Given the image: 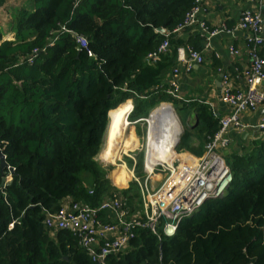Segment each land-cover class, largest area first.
<instances>
[{"label": "trees", "instance_id": "1", "mask_svg": "<svg viewBox=\"0 0 264 264\" xmlns=\"http://www.w3.org/2000/svg\"><path fill=\"white\" fill-rule=\"evenodd\" d=\"M8 1L0 0V7ZM198 4L27 0L13 9L16 40L0 44V150L14 169L13 175L2 172L0 163V264H96L70 232L46 226V216L70 202L98 207L120 193L131 212L140 213L138 182L114 187L97 158L109 116L126 117L130 105H120L127 101L134 107L130 122L148 119L163 103L192 107L163 83L161 61L169 51L154 64L148 56L166 40L157 30L174 35ZM76 35L86 39L92 56ZM196 111L200 124L191 131L214 136L220 118L205 106ZM226 160L233 181L222 198L184 219L173 237L136 229L128 248L104 264H264V139Z\"/></svg>", "mask_w": 264, "mask_h": 264}, {"label": "built area", "instance_id": "2", "mask_svg": "<svg viewBox=\"0 0 264 264\" xmlns=\"http://www.w3.org/2000/svg\"><path fill=\"white\" fill-rule=\"evenodd\" d=\"M199 12L200 7L197 5L188 13L184 24L174 30V33L193 25H199L208 37L226 31H210L200 22ZM238 27L250 33L248 39L250 66L244 71L247 89L244 92L233 91L228 77H224L225 94L222 100L232 109V114L222 118L219 131L208 138L203 158L194 167L180 168L174 162L162 163L155 166L151 172L146 160L145 170L148 177L154 174L157 167H161L166 178L160 190H156L147 184H141L139 179L132 175L140 186L142 214L132 213L126 198L120 193H113L98 207L72 202L55 214H48L46 226L50 230L70 232L78 239L79 245L94 263L104 264L107 258L128 248L131 240L135 238L136 229L151 230L159 237L162 231L165 236L173 237L184 219L199 211L208 200L224 196L233 181L231 170L221 154V149L229 146V139L226 136L228 130L235 129L239 132L254 130L264 139V115L257 124L243 122L240 118L243 113L256 112L264 106V20L259 13L245 11ZM166 34L164 43L156 52L149 54V63L158 62L160 55L169 49L170 34ZM76 40L78 45L92 56L86 39L76 35ZM178 53L179 62L185 66L186 72L192 71L194 63L200 65L204 62L203 56L191 48L180 49ZM230 53L237 56L240 52L230 47ZM38 54V50H35L33 57L28 60L30 64L34 63ZM176 73L177 70H174L175 75ZM168 93L176 99L183 100L179 93V85L175 81L170 84ZM131 159L135 161L134 158ZM9 181L11 177L7 178V182ZM89 193L94 194L93 191Z\"/></svg>", "mask_w": 264, "mask_h": 264}, {"label": "crops", "instance_id": "3", "mask_svg": "<svg viewBox=\"0 0 264 264\" xmlns=\"http://www.w3.org/2000/svg\"><path fill=\"white\" fill-rule=\"evenodd\" d=\"M198 2L200 7V22L209 28L210 31H226L217 34L216 37L213 38V42L208 40L206 34L203 33L199 25L186 27L178 32L173 33L174 35L172 36L171 33H168L170 34L169 40H172V47L171 49L169 47L167 50V52L169 51L168 53L170 54L164 57L161 61V65L164 68L162 71V76L164 77L163 83H166L168 86H170V84L175 81L179 85L180 96L188 103V105L192 106L190 109H185L188 116L187 125L183 126L184 132L182 138L180 142L177 143L178 145L175 149V152L171 155V151L167 156V160H169L171 163L172 161H170V159L173 156H176V159H174L173 162L176 164V166H180V168L194 167L197 162L203 158L206 152L205 147L208 142V139H206L205 135L206 132H203L205 134H198L196 131H191L196 129L200 124L199 120L197 119L196 110L200 106H205L208 113L211 114L214 119L220 118V121L222 118L232 114V109L224 104L222 100L225 94V76L228 77L229 84L233 91L244 92L247 89L244 71L250 66V59L248 55V39L250 38V33L238 27L243 13L245 11L259 13L264 20V0H255L254 2H251L250 0H198ZM25 3H27V0H9L4 6L0 7V44L5 42H14L16 40L15 33L10 29L11 22L13 21V12H15L13 9L16 7L21 8L23 5H25ZM164 35L166 38L167 34L164 33ZM230 47H234L235 49L239 50L240 53L237 56H233L230 53ZM187 48L196 49L204 58V62L202 64L199 65L194 63L193 69L190 72H186L185 66L179 62L178 50ZM174 70H177L176 75L174 74ZM123 105H130V111L126 116L127 118L122 113H113L112 115H121L122 119L126 121L127 125L130 124L128 130H126L127 133L130 134L132 131L134 133V137L132 138V141L129 143V145L127 144V146H124L122 153H124L125 150L130 152L135 148L138 149L139 146L136 143L139 144L141 142L142 134L144 135L145 133L144 128L140 129L137 127L138 122L144 124L142 122L143 120L137 122L129 121V116L134 108L133 102L127 101L120 106ZM153 110L154 109H151V114ZM263 115L264 106L256 112H245L240 116V118L243 122L257 124ZM148 129H150V125H148ZM186 129L188 130L186 131V135L183 139ZM244 132L248 133L246 138H242V134ZM244 132H239L235 129L228 130L226 136L229 139V146L221 149V154L225 160L232 151H239L240 148H242L244 145H248L251 141L262 139L254 130H247ZM210 136L212 135H208L207 137L209 138ZM125 139L126 138H124L123 141ZM148 146L149 144L147 143L146 153L149 152L147 155H150L151 150L148 148ZM171 150H173V148ZM130 156L134 158L136 162L134 160L132 162L131 157L124 156L123 161L126 166L123 170H125L128 175H133L134 173V176L139 179L141 184L142 182L140 178H142L143 174L145 173L146 180L144 184H147L148 187H150L149 183L154 178L152 177L150 181L148 180V175L145 168L143 170V174L138 175V168L136 169L138 162L137 156ZM100 158L105 162L114 161L108 157ZM128 162L133 163L131 169L128 167ZM126 167L127 170L130 171V174L126 170ZM127 174L123 176L128 177ZM157 176L158 178H156ZM165 178L166 177L163 174H155V179L157 180L154 181L163 183ZM129 184V181L126 183H114V185L120 190H122V188H126V186L128 188ZM142 211L143 205L139 214H142Z\"/></svg>", "mask_w": 264, "mask_h": 264}, {"label": "bare ground", "instance_id": "4", "mask_svg": "<svg viewBox=\"0 0 264 264\" xmlns=\"http://www.w3.org/2000/svg\"><path fill=\"white\" fill-rule=\"evenodd\" d=\"M110 123L107 130L106 146L100 154V157H115L120 151L119 138L124 137L125 130H128L130 124L127 126L126 121H124L121 115H110ZM127 118V117H126ZM150 130L148 136V148L152 152V155H147V167L151 172L155 166L160 163H168L167 156L170 154L171 150L179 141V136L181 133V123L175 113V110L169 105H162L157 108L150 118ZM127 139V131H126ZM154 148V149H153ZM135 148L134 150H136ZM155 150H157V158L155 159ZM133 151V150H132ZM127 150L124 151V153ZM149 153V152H148ZM154 156V157H153ZM122 169L125 166L121 167ZM123 176L118 175L116 183L123 182L126 183L131 177L127 174ZM122 184V183H119Z\"/></svg>", "mask_w": 264, "mask_h": 264}, {"label": "rangeland", "instance_id": "5", "mask_svg": "<svg viewBox=\"0 0 264 264\" xmlns=\"http://www.w3.org/2000/svg\"><path fill=\"white\" fill-rule=\"evenodd\" d=\"M4 13V12H3ZM164 104V103H163ZM164 105H169V106H171L174 110H175V113H176V115H177V117H178V119H179V121H180V123H181V133H180V136H179V140H181V138H182V135H183V132H184V129H183V126H186L187 125V116H188V114H187V111L185 110V108L181 105V102H177V101H174V104H171V103H167V104H164ZM162 106V104L160 105V106H158L157 108H159V107H161ZM157 108H155L154 110H153V112L157 109ZM153 112H152V114H153ZM151 114V113H150ZM191 115V114H190ZM110 118V117H109ZM148 118H149V116H148ZM146 121L145 122H143L144 124H142V123H140V122H138L137 123V127H139L140 129L142 128H144L145 129V133H144V135L142 134V138H141V142L138 144V143H136L138 146H139V148L138 149H136V150H133V151H130V152H125V153H122V151H123V148H124V146L126 145L127 146V144L129 145V143H131V141H132V138L134 137V133L131 131V133L130 134H128L127 133V140L125 139L124 141H123V139L124 138H126L125 137V135H126V130H125V133H124V137H121V138H119V146H120V151L118 152V154L115 156V157H108L109 159H111V160H114V161H107V162H105V161H103L101 158H100V154H99V156H98V161L104 166V167H106L108 170H109V174H108V178L110 179V181H111V184L114 186V187H117V186H115L114 185V183H116V179L118 178V175L119 174H121V175H126L127 173L125 172V170H123L121 167L122 166H126V164L124 163V161H123V157L124 156H127V155H133V156H137V160H138V162H137V164H138V175H141V174H143V170H144V168H145V162H146V158H147V154H148V152L146 153V148H147V143H148V136H149V133L151 132V130L150 129H148V125H150V122H151V120L150 119H145ZM148 120V121H147ZM148 122V123H147ZM128 126V125H127ZM183 129V130H182ZM107 130H108V128H107ZM107 130H106V132H105V134H104V139H103V142H104V144H103V147H102V151H103V149H104V147L106 146V144H107V142H106V140H105V138H106V135H107ZM127 141V142H126ZM179 142V141H178ZM176 146H177V144L173 147V151H172V153H171V155L175 152V149H176ZM122 147V148H121ZM154 149V148H153ZM101 151V152H102ZM157 150H155V159L157 158V152H156ZM131 152H132V154H131ZM151 153V155H152V152L154 153V150H152V151H150ZM138 154H140V155H138ZM169 155V154H168ZM122 157V158H121ZM121 159V160H120ZM174 159H176V156H173L171 159H170V161H172L173 162V160ZM126 160V159H125ZM128 161V160H127ZM168 161V163H171V162H169V160H167ZM144 164V165H143ZM160 164H162V163H160ZM158 166V165H157ZM160 168L161 167H157L156 168V170H155V172L157 173V174H159L160 172ZM126 170H127V167H126ZM128 171V173L130 174V171L129 170H127ZM133 173V172H132ZM155 173V174H156ZM112 174H113V176H112ZM160 174H163V175H165V177H166V174L165 173H160ZM133 175H135L134 173H133ZM131 178L130 179H128V180H130L129 182H131L132 180H134V179H132V174L131 175H129ZM128 178V177H127ZM153 178L154 179H152L151 181H150V183H149V186H150V188L151 187H154L156 190H160V186H162V183H158V182H156V181H154V180H157V179H155V176H153ZM156 178H158V176L156 177ZM140 180H141V182H142V184H144L145 183V180H146V174L144 173L143 174V176H142V178H140ZM114 182V183H113ZM124 187V186H123ZM118 188V187H117ZM126 188H127V186H126ZM126 188H122V189H126ZM125 251V250H124Z\"/></svg>", "mask_w": 264, "mask_h": 264}, {"label": "water", "instance_id": "6", "mask_svg": "<svg viewBox=\"0 0 264 264\" xmlns=\"http://www.w3.org/2000/svg\"><path fill=\"white\" fill-rule=\"evenodd\" d=\"M157 32H158V33H163V34H164L166 31H165L163 28H160V29L157 30ZM206 37L208 38L209 41L213 42V38L216 37V36L208 37V36L206 35ZM151 117H152V114L149 115V118H148V119H150ZM143 121H146V120H143ZM147 121H148V120H147ZM247 136H248V133H247V132H244V133L242 134V138H246ZM179 142H180V140H179ZM179 142H178V143H179ZM177 145H178V144H177ZM176 147H177V146H176ZM226 156H227V155H226ZM0 163H1V171H2V172H3V170H5V169H9L11 175L14 174V169L8 166L7 161H6V156H5V154L3 153L2 150H0ZM3 182H5V179H4V178H3Z\"/></svg>", "mask_w": 264, "mask_h": 264}, {"label": "flooded vegetation", "instance_id": "7", "mask_svg": "<svg viewBox=\"0 0 264 264\" xmlns=\"http://www.w3.org/2000/svg\"><path fill=\"white\" fill-rule=\"evenodd\" d=\"M156 171H157V170H156ZM159 172H160V173H163L161 168H160V171H159ZM155 173H156V172H154V174H152L151 177H150V176L148 177V180H149V181H150V179H151L153 176H155ZM160 173H159V174H160ZM156 174H157V173H156Z\"/></svg>", "mask_w": 264, "mask_h": 264}, {"label": "clouds", "instance_id": "8", "mask_svg": "<svg viewBox=\"0 0 264 264\" xmlns=\"http://www.w3.org/2000/svg\"><path fill=\"white\" fill-rule=\"evenodd\" d=\"M220 199V198H219Z\"/></svg>", "mask_w": 264, "mask_h": 264}]
</instances>
